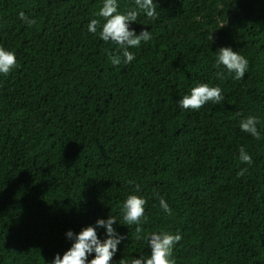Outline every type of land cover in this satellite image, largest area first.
Wrapping results in <instances>:
<instances>
[{"label":"trees","instance_id":"trees-1","mask_svg":"<svg viewBox=\"0 0 264 264\" xmlns=\"http://www.w3.org/2000/svg\"><path fill=\"white\" fill-rule=\"evenodd\" d=\"M154 3L157 19L129 24L152 39L113 65L120 46L88 31L103 0H0V46L17 62L0 74V264H52L69 230L109 215L123 237L111 264L149 256L145 237L160 231L182 237L175 264H264V0ZM221 47L248 59L243 79L217 67ZM200 83L223 100L183 109ZM249 115L258 140L240 128ZM132 194L147 200L140 225L123 221Z\"/></svg>","mask_w":264,"mask_h":264},{"label":"clouds","instance_id":"clouds-1","mask_svg":"<svg viewBox=\"0 0 264 264\" xmlns=\"http://www.w3.org/2000/svg\"><path fill=\"white\" fill-rule=\"evenodd\" d=\"M135 6V8L121 12L119 11L118 0H103L102 7L96 15L102 17L104 22L101 24L100 20L92 19L88 24L89 32L95 34L97 28L100 27V38L105 42L111 40L122 49L121 55L109 53V59L113 65H119L121 62L131 63L135 59V55L129 51V48L139 47L142 41L147 42L152 39L149 30L145 29L137 34L134 29H130L129 24L137 20L141 11L148 18L157 19V5L154 0H135ZM19 17L29 26L36 23L35 19H30L23 11L19 13ZM216 65L217 67L223 65L229 73L235 74V79L240 80L244 78L248 70L249 61L231 47H221L217 51ZM16 66L15 52L0 46V74L7 76ZM217 75L219 78H224L222 72ZM223 98L219 86L200 83L192 87L190 94L184 95L179 100V104L183 109L198 110L210 101L218 104ZM258 122L256 116L249 115L240 122V128L258 140L260 139V132L257 129ZM239 160L242 163H252V158L244 147L239 149ZM245 171L246 169H241L237 174L243 175ZM146 203L147 200L141 196L129 195L122 205L124 223L126 225H140L142 218L145 216ZM159 203L164 212L172 215V209L163 197L160 198ZM116 221L117 219L114 216L109 215L106 220L98 219L96 226H87L78 234H74L69 230L66 235L74 242L62 257L57 254L52 264H111L117 246L123 239L113 227ZM97 227L105 229L106 239L103 241L98 238ZM136 232H141L139 226L136 228ZM145 238L148 239V245L151 249L150 255L131 259L123 258L119 261V264H175L172 252L174 245L182 239L179 233L174 234L169 231L153 232L150 237ZM93 252L95 256L89 261L88 256Z\"/></svg>","mask_w":264,"mask_h":264}]
</instances>
